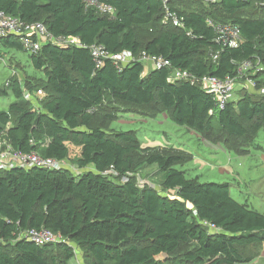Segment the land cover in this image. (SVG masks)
I'll use <instances>...</instances> for the list:
<instances>
[{
	"label": "trees",
	"instance_id": "16d2710c",
	"mask_svg": "<svg viewBox=\"0 0 264 264\" xmlns=\"http://www.w3.org/2000/svg\"><path fill=\"white\" fill-rule=\"evenodd\" d=\"M97 1L111 6L114 15L85 9L82 0H0V12L26 23L41 22L55 37H76L112 54L162 57L172 68L197 77H234L245 60L264 63V7L259 0H171L170 10L180 17L182 28L162 23L161 0ZM180 4L188 6L177 9ZM248 9L251 15L243 16ZM207 19L237 27L239 47L220 50ZM143 29L150 34L140 37ZM0 43L25 52L13 37ZM216 51L218 59L212 62ZM31 63L44 72V79L10 85L15 101L7 111L0 110V142L41 158L71 160L81 172L0 171V264H68L75 250L82 252L85 264L253 261L243 250L264 244L261 215L232 199L227 184L185 179L175 168L184 157L143 148L133 131L103 130L95 124V111L113 102L156 105L174 125L206 138L249 141L264 128L263 96L240 91L236 101L218 109L213 96L198 86L167 82L166 69L145 74L141 63L117 69L110 61L96 69L89 50L74 47L44 44L31 55ZM252 78L257 88L264 87L263 70ZM9 88L0 86V97ZM37 90L44 97L34 110L23 93ZM67 144L80 149L77 158L71 159ZM152 166L161 174V194L139 188L132 178ZM42 228L64 243L38 247L21 236ZM183 246L188 248L181 251Z\"/></svg>",
	"mask_w": 264,
	"mask_h": 264
},
{
	"label": "rangeland",
	"instance_id": "374dc122",
	"mask_svg": "<svg viewBox=\"0 0 264 264\" xmlns=\"http://www.w3.org/2000/svg\"><path fill=\"white\" fill-rule=\"evenodd\" d=\"M186 6L188 5L180 4L177 9L187 8ZM250 15V9L243 12V16ZM140 32V37L150 34L144 29ZM30 55L27 52L0 49L1 87L11 80L19 81L22 87L26 83H36L32 78ZM254 66L264 71V63L259 61ZM255 74V70H249L245 73V78L254 82L252 77ZM254 86L250 93L264 97V87ZM235 94L232 95L233 99L237 98ZM13 100L11 94L1 98L0 110L5 111ZM95 124L105 131H133L143 148L148 147L163 155L184 157L185 162L175 168L183 173L185 179L198 183L227 184L232 199L264 218V128L249 141L222 136L206 138L193 130L174 125L169 114L156 105L134 107L116 102L104 103L95 111ZM75 156L76 151L72 150L71 159ZM72 168L75 173L78 172L75 167ZM132 178L139 188L147 186L161 194V174L155 166L140 170ZM186 248L188 246H183L181 251ZM243 255L253 260L250 264H264V245L248 247L243 250ZM68 264H85L82 252L75 250L74 257Z\"/></svg>",
	"mask_w": 264,
	"mask_h": 264
},
{
	"label": "built area",
	"instance_id": "2783aa9c",
	"mask_svg": "<svg viewBox=\"0 0 264 264\" xmlns=\"http://www.w3.org/2000/svg\"><path fill=\"white\" fill-rule=\"evenodd\" d=\"M163 7L162 23L164 25H171L176 28H182L180 17L170 10L171 0H161ZM193 2H203L206 4L219 3L220 0H190ZM85 9H92L99 14L112 17L114 15V9L104 3H100L97 0H82ZM259 5L264 7V0H259ZM206 24L214 30L215 42L220 47V50L224 48L235 49L242 43L240 33L237 27L230 24L217 25L211 19L206 20ZM5 37H13L18 39L23 51L34 55L37 54L42 45L50 44L60 48H77L88 49L89 53L94 61L95 68L99 69L103 66L105 61H110L117 69L131 63L149 64L153 69H166L168 70L167 82L177 83L184 82L191 86H198L202 91L213 96L218 109H223L232 99V95L236 91H247L250 93V89L255 88V83L245 78V73L249 70H260L254 66L259 61L245 60L239 63L236 67L237 74L234 77H226L219 79L212 76L197 77L196 75L181 69L172 68L170 62L162 57L149 56L145 53L139 55H132L130 52L123 51L119 53H109L103 46L91 45L87 47L76 37L70 36H53L41 22L26 23L18 18L10 17L3 12H0V39ZM220 51H216L211 54L212 62H216ZM243 80L244 82H242ZM263 95H264V89ZM44 97L42 90H37L33 93L24 91L23 99L31 103L34 110L39 109L38 102ZM67 161H57L50 158H41L35 153H22L14 150L6 142H0V171H10L12 169H45V170H62L66 169L73 173L74 176L78 175L81 170L75 173ZM107 174V173H105ZM127 178L123 177L122 181H126ZM213 233L214 230H211ZM21 236L34 243L38 247L57 245L64 243V240L59 236L47 229H31L24 231Z\"/></svg>",
	"mask_w": 264,
	"mask_h": 264
},
{
	"label": "crops",
	"instance_id": "0c3cea01",
	"mask_svg": "<svg viewBox=\"0 0 264 264\" xmlns=\"http://www.w3.org/2000/svg\"><path fill=\"white\" fill-rule=\"evenodd\" d=\"M9 49L10 50V48H6V47H4V46H2L1 45V43H0V49ZM11 50H15V51H18V50H16V49H11ZM20 52H22V51H20ZM31 56V55H30ZM30 66L32 67V69H33V76H32V78L33 79H35L36 80V82L38 81H42L43 79H44V72L43 71H38V70H35L34 68H33V66H32V63H31V61H30ZM143 67H144V73L145 74H147L149 71H151V70H153V68L151 67V65H147V66H145V64L143 65ZM14 82H17V83H19V85L22 87V85H21V83L19 82V81H15V80H11V81H8L7 83H5V87H10V85L12 86L13 85V83ZM8 91H7V95L6 96H2V97H0V99L1 98H5V97H8L10 94L14 97V94L12 93V91H11V88H9V89H7ZM237 95V96H236ZM234 96H236L237 98L236 99H233L232 98V101H236L237 99H238V93H236ZM15 101V98H14V100L11 102V103H13ZM11 103H9L7 106H6V110L5 111H7L8 110V107H9V105L11 104ZM2 111H4V110H2ZM67 148H68V150H69V152L71 153V151L72 150H75L76 151V158L79 156V154H80V149L79 148H77V147H74V146H72V145H70V144H67ZM68 163H70V161H68V160H66ZM70 165H72V164H70ZM74 167V166H73ZM77 169V168H76ZM89 169H91V168H89ZM204 183H208V182H204ZM212 183H215V182H212ZM240 204V203H239ZM262 245H264V244H262Z\"/></svg>",
	"mask_w": 264,
	"mask_h": 264
}]
</instances>
